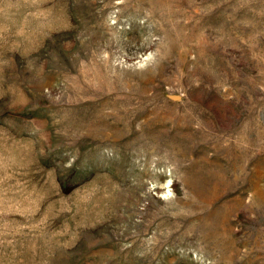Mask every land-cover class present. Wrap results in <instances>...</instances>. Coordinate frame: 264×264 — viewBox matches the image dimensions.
I'll list each match as a JSON object with an SVG mask.
<instances>
[{
	"label": "rangeland",
	"instance_id": "374dc122",
	"mask_svg": "<svg viewBox=\"0 0 264 264\" xmlns=\"http://www.w3.org/2000/svg\"><path fill=\"white\" fill-rule=\"evenodd\" d=\"M0 264H264V0H0Z\"/></svg>",
	"mask_w": 264,
	"mask_h": 264
}]
</instances>
